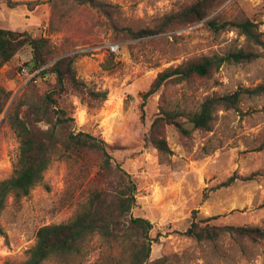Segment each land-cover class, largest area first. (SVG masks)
I'll use <instances>...</instances> for the list:
<instances>
[{"label": "rangeland", "instance_id": "rangeland-1", "mask_svg": "<svg viewBox=\"0 0 264 264\" xmlns=\"http://www.w3.org/2000/svg\"><path fill=\"white\" fill-rule=\"evenodd\" d=\"M11 1L18 5L9 8L0 1V29L48 39L53 46L49 63L77 55L74 68L78 79L107 92V100L96 109H88L76 96L63 101L66 107H72L73 131L92 134L116 146L114 162L135 180L132 216L153 225L150 260L163 257L165 264H264V240L251 242L225 236L215 242H197L178 234L189 226L193 211L199 218L218 216L216 224L264 230V147L257 151L264 138V93L244 96L237 111L215 112L208 131L182 135L173 126L165 127L163 135L171 151L168 155L160 156L144 143L148 126L162 107L191 112L207 97L264 85V46L257 49L255 62L224 64L208 80L169 83L149 97L142 108V94L160 72L203 55H223L239 49L244 38L235 30L211 32L205 22L141 39H131L123 32L151 26L155 19L195 0H101L118 6L117 18L124 28L119 31L86 7L69 12L68 24L62 25L58 20L51 21L54 0ZM216 15L227 20L239 15L253 18L264 32V0H228L212 17ZM115 46L117 50L113 51ZM30 62V49L24 48L0 70V85L12 92V100L24 87L17 76L20 69L32 78L36 76ZM35 83L41 91L48 89V84L40 80ZM1 120L0 181L11 176L19 146L12 130ZM185 127L190 128L187 124ZM64 173V163L55 160L44 174L49 189L35 187L19 204L9 199L0 216L6 233L5 239L0 237V264L23 261L39 228L73 214L76 201L66 203L63 198ZM232 176L237 178L233 183L220 187ZM247 176L253 179L243 180ZM107 250L95 237L86 264H93Z\"/></svg>", "mask_w": 264, "mask_h": 264}, {"label": "trees", "instance_id": "trees-1", "mask_svg": "<svg viewBox=\"0 0 264 264\" xmlns=\"http://www.w3.org/2000/svg\"><path fill=\"white\" fill-rule=\"evenodd\" d=\"M0 1H5L9 8L18 5L11 0ZM227 1L195 0L155 19L151 26L132 30L120 27L117 5L101 0H54L51 21L58 20L60 24L67 25L69 12L86 7L103 17L112 29H124L123 32H127L131 39L152 37L201 22H205L211 32L235 30L244 38V45L239 49L223 55H203L160 72L142 94L143 108L149 97L169 83L208 80L224 64H250L258 59L257 49L264 46L260 22L244 15L230 20L221 15L212 17ZM24 48L30 49V67L36 76L13 100L12 92L0 85V120L4 115L1 122L8 125L19 144L11 176L0 181V216L9 199L19 204L35 187L49 189L44 174L55 160L65 165L64 201H76L77 208L68 219L39 228L34 244L18 264H46L49 261L86 264L95 237L100 238L108 250L99 254L93 264H165L163 257L150 260L154 242L150 238L152 223L132 216L137 187L133 177L114 162L112 154L118 149L100 137L73 131L72 107H66L63 101L76 96L88 109H96L107 100V92L97 91L78 79L74 68L77 55L62 56L49 63L53 59L50 41L27 32L0 29V70ZM36 79L48 84V89L41 91ZM263 93L264 85L239 88L233 93L207 97L197 110L191 112L162 107L149 124L144 143L157 150L160 156L168 155L171 151L163 135L165 127L173 126L182 135L208 131L215 112L237 111L244 96ZM263 147L262 137L257 151ZM235 179V176L230 177L220 187H228ZM252 179V176H247L243 180ZM217 218H199L197 211H193L189 226L178 234L197 242H215L225 236L251 242L264 240V230L260 228L216 224ZM0 237L6 238L1 224Z\"/></svg>", "mask_w": 264, "mask_h": 264}, {"label": "built area", "instance_id": "built-area-1", "mask_svg": "<svg viewBox=\"0 0 264 264\" xmlns=\"http://www.w3.org/2000/svg\"><path fill=\"white\" fill-rule=\"evenodd\" d=\"M112 50L116 51L117 47L115 46ZM17 76H18V79L21 82V87L23 85H25L32 78V75H29L24 68L20 69V71L18 72Z\"/></svg>", "mask_w": 264, "mask_h": 264}]
</instances>
